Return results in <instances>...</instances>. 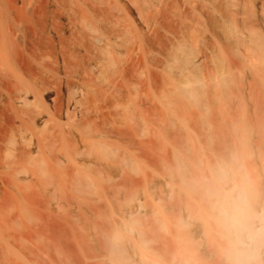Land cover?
Instances as JSON below:
<instances>
[{
  "label": "bare ground",
  "instance_id": "1",
  "mask_svg": "<svg viewBox=\"0 0 264 264\" xmlns=\"http://www.w3.org/2000/svg\"><path fill=\"white\" fill-rule=\"evenodd\" d=\"M0 264H264V0H0Z\"/></svg>",
  "mask_w": 264,
  "mask_h": 264
},
{
  "label": "rangeland",
  "instance_id": "2",
  "mask_svg": "<svg viewBox=\"0 0 264 264\" xmlns=\"http://www.w3.org/2000/svg\"><path fill=\"white\" fill-rule=\"evenodd\" d=\"M120 42H121V38L116 39V43H120ZM116 43H115V45H116ZM116 48L118 49V47H116ZM114 49H115V47H114ZM94 53H95V52H94ZM100 53H101V52L98 53V52L96 51L95 54H96V55L98 54V55L100 56ZM159 53H162V50H160ZM96 55L94 56V54H93L92 56L87 57V58H89L88 61L92 60V61L94 62V60H95V61H97V62H96V63H95V62L93 63L92 61L88 62L87 64L89 65V63H90L91 65H89V66L87 65L89 68H88L87 66H85L86 72H87V70L90 69V66H91V69L94 70V67L92 68V65L94 66V64H99V63H100V60H98L99 57H98V55H97V56H96ZM101 55H102V54H101ZM96 57H97V58H96ZM100 57H102V56H100ZM87 58H86V60H85V63L87 62ZM90 58H92V59H90ZM100 59H102V58H100ZM85 65H86V64H85ZM87 68H88V69H87ZM90 72H91V71L89 70L88 73H90ZM95 74H96V73H95ZM96 75H97V74H96ZM133 77H135V76H133ZM78 81H79V80H78ZM159 106H160V107H163V106H161V105H159Z\"/></svg>",
  "mask_w": 264,
  "mask_h": 264
},
{
  "label": "clouds",
  "instance_id": "3",
  "mask_svg": "<svg viewBox=\"0 0 264 264\" xmlns=\"http://www.w3.org/2000/svg\"><path fill=\"white\" fill-rule=\"evenodd\" d=\"M224 215L231 220V223H232L234 228H237V229L240 228V221L234 213L231 216H229L228 211L225 210ZM237 242H239V241H237Z\"/></svg>",
  "mask_w": 264,
  "mask_h": 264
}]
</instances>
